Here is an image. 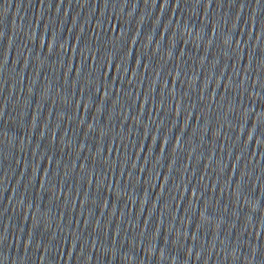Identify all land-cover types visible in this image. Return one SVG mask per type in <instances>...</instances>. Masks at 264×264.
<instances>
[{"label": "water", "instance_id": "1", "mask_svg": "<svg viewBox=\"0 0 264 264\" xmlns=\"http://www.w3.org/2000/svg\"><path fill=\"white\" fill-rule=\"evenodd\" d=\"M0 264H264V0H0Z\"/></svg>", "mask_w": 264, "mask_h": 264}]
</instances>
